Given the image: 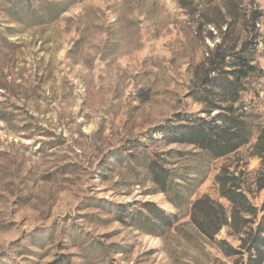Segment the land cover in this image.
Listing matches in <instances>:
<instances>
[{
	"label": "rangeland",
	"instance_id": "374dc122",
	"mask_svg": "<svg viewBox=\"0 0 264 264\" xmlns=\"http://www.w3.org/2000/svg\"><path fill=\"white\" fill-rule=\"evenodd\" d=\"M247 40L264 0H0V264H264V74L238 150L162 128Z\"/></svg>",
	"mask_w": 264,
	"mask_h": 264
},
{
	"label": "trees",
	"instance_id": "16d2710c",
	"mask_svg": "<svg viewBox=\"0 0 264 264\" xmlns=\"http://www.w3.org/2000/svg\"><path fill=\"white\" fill-rule=\"evenodd\" d=\"M257 45L255 41V48L251 50L249 40L244 41L239 48L235 47L232 52L217 59L216 67L202 80L204 85L211 86L212 92L205 87L195 93L197 100L205 103L204 112L207 115L186 114L177 119L183 123L162 127L169 142L195 144L217 157L232 153L249 142V127L239 103L245 89L244 80L257 73L264 74V69L256 60ZM228 194L233 198L235 193Z\"/></svg>",
	"mask_w": 264,
	"mask_h": 264
}]
</instances>
